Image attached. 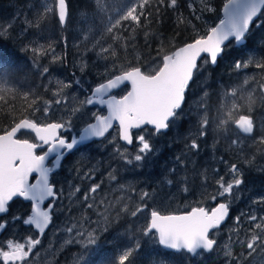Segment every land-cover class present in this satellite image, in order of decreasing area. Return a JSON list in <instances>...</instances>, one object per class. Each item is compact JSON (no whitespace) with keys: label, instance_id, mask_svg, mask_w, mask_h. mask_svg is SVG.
I'll return each mask as SVG.
<instances>
[{"label":"snow or ice","instance_id":"1","mask_svg":"<svg viewBox=\"0 0 264 264\" xmlns=\"http://www.w3.org/2000/svg\"><path fill=\"white\" fill-rule=\"evenodd\" d=\"M204 3L203 9H193L191 3L187 4L193 18L200 19L203 12L214 11L209 5V0H204ZM113 8H115L114 15H109ZM161 8H169L179 13L180 0H138L135 3L128 0V3L120 5L107 0H94L93 23L88 25L86 31H82L81 42L84 43L87 51L94 53L97 60L105 62L101 80L92 89L90 96L79 101H73L67 94L61 96L60 93L66 88H71L72 84L57 80L56 83L61 86L60 92H54L52 100L41 101L49 107L53 103L63 105L68 108L69 116L81 119L85 115L84 109L87 106L100 105L106 108L107 115L91 113V119L96 122L85 120L86 126L83 127L78 139H69L60 135V131L65 129L66 125L71 126L70 119L47 124H38L26 116L17 119L14 115L16 109L12 103L17 97L28 102L26 110L32 111L40 110L39 107H35L40 97L35 96L31 90L21 92L18 87L19 81L12 78L6 67H0V112L11 120L8 129L0 132V216L9 212L14 198L33 202L31 214L27 218L13 215L10 221L0 219V233L8 228L10 222L14 225L19 220L26 226H34L38 234H43L52 217L51 208L42 210L40 205L46 199L56 196L55 186L49 182V176L54 168L48 166L46 162L51 159L55 167L59 168L65 151L70 153L93 138L105 137L113 128L114 122L118 125L119 139L127 145H132L134 142L133 129L151 126L152 133L147 137L141 133L135 136L139 147L134 160L143 161L153 150L150 143L151 135L167 131L171 124L183 114L186 93L201 67L205 64L215 65L223 56L227 44L233 40L247 47L251 28L259 27L264 21V0H226L223 4L224 18L220 19L216 26L210 27L205 34L194 37L192 42L185 43L171 54L160 55L163 45L158 40L161 48L157 49L158 63H155L154 58L155 67L149 65L142 68L140 62L129 63L126 69L117 66V50L126 52L131 48L135 51L138 31L144 33L146 45L150 43V37L155 38L150 33L149 26L152 19L159 16ZM49 15H54L57 23L63 28L70 17L69 0H53L52 6H45L43 12L35 19L30 20L25 17L23 31L27 32L30 28L42 31L41 26ZM13 27V21L0 25V33L7 34ZM24 50L32 53L33 66L41 76L50 71L49 66L40 63L42 59L46 58L52 64H62L65 59L64 55L56 52L51 42L45 44L40 43L39 40H29ZM109 61H111V67L108 66ZM250 65L264 73V58L255 61L252 57L244 61L236 60L233 68L237 73H245ZM86 67L87 63L84 62L80 70L83 71ZM76 83L79 84V81ZM243 83L247 84L248 79H245ZM125 84L130 86L126 94L119 97L113 94L114 90ZM259 87L260 97L264 102V83H260ZM237 91V88H233L229 95L236 97ZM30 95L34 96L31 101H29ZM240 98L245 101L250 113L255 103L253 92H248ZM199 107L202 115L197 121L195 135L186 145L187 150L193 154H198L200 151L201 145L198 140L206 138L211 130L207 105L202 103ZM238 110L239 106L233 101L224 117L230 118L232 113ZM44 111L47 113L48 107ZM224 117L216 124L215 130L224 133L235 160L229 162L221 156L219 159L226 166L227 179L225 175H218L212 192H208L205 188L201 194L207 195L212 201L220 199L221 202L211 210L197 206L183 214L163 215L157 210H151L147 224L135 230L126 222L125 232L128 233L126 243L118 246L116 253L110 258V264H137V257L142 249L141 239L144 237H154L156 243L163 248L184 254L185 261L188 256L203 259L205 254H211L217 250L222 251L225 258L224 264H252V259L257 256V253L260 257H264V214L258 216L255 211H251L236 216L234 218L236 228L229 234L230 243L223 249L215 238L213 230H219L230 214L227 198L233 195L234 189H238L244 183L242 165H252L258 158L264 160V132L252 135L255 127L253 116L240 115L238 119L232 121ZM230 122L239 133L244 134V139H241L239 135L228 137L227 126ZM260 127L264 129V119L260 121ZM24 131L34 133L36 142L18 138V134ZM41 149L42 152L38 154V150ZM117 151L119 152V149ZM176 160L182 167L184 166V161L180 157H176ZM260 170L264 171V166ZM215 171L219 173L220 169L217 168ZM200 177L203 181H207L204 173H201ZM30 178L34 182H30ZM88 178L92 177L88 175ZM110 178L116 179L111 174ZM101 183L92 184L88 192L84 194L85 201H89L90 198L92 200L87 203V208H93L95 198L91 197V194L98 192ZM184 190L187 191L188 188L185 187ZM76 191L78 192L79 188H76ZM147 198H150V193L142 192L141 201ZM115 203H120V200ZM253 203L264 205V197L257 198ZM100 205H104V211L96 212L99 217L97 221L82 217L67 227L66 231L73 233L69 243L78 244L88 250L98 244L100 235L108 231L110 223H118L122 215L135 218L147 208L146 204H141L134 210H129L125 203L112 215L111 209L114 208V202L109 201L105 205L104 200H101L96 207ZM109 216L112 217L111 220ZM25 239L27 243L13 242L10 239L0 242V264H32L28 258L32 255L33 249L40 245L41 240L33 239L31 236ZM258 264H264V258H258Z\"/></svg>","mask_w":264,"mask_h":264},{"label":"rangeland","instance_id":"2","mask_svg":"<svg viewBox=\"0 0 264 264\" xmlns=\"http://www.w3.org/2000/svg\"><path fill=\"white\" fill-rule=\"evenodd\" d=\"M8 1L11 3L10 5L4 7H1L0 5V25L13 21L14 24L17 23L18 30L16 37H14L15 35L13 36L10 34L5 38V41L10 40L11 43L20 41V46H23V52L27 54L29 61L32 63L33 55L30 51H25L24 46L29 42V40H39L40 43L44 42H41V36L38 33V30H33L34 33L23 31L25 27L23 25V17L28 18V14L24 12L23 15L21 11L17 10L16 5L19 0ZM38 1L39 6H37L40 10L37 12H39V14L43 12L45 6H52L53 4V0ZM71 2L72 1L69 0V20L71 19L73 24L72 28L69 29V32H73L74 30V33L69 37L72 38V40H66V44H64L65 51H67L64 55V62L62 64H52L48 59H42L40 63L49 66L50 71L44 76L38 74V76L41 77V80H39L36 84H31L35 87V93L38 95L39 92L42 94H46L48 92L51 93L50 96H47V100L53 99L52 94L54 92H60L61 86L56 83L57 80L72 84L71 88H66L62 93H60L61 96L67 94L73 101L83 100L86 96L91 95L92 89L101 80L105 70V62L97 60L94 53L92 51H87L84 43L81 42L82 31H86L88 25L93 23L92 16L94 0H73V12ZM83 2L89 10L88 13L82 9L85 8V5H82ZM107 2H113L120 5L128 3V0H107ZM131 2L135 3L138 2V0H131ZM200 2L204 3V0H192V5ZM12 9H14V11L11 12ZM26 9L29 8L27 7ZM114 13L115 8H113L108 14L114 15ZM52 17L53 15H49L47 19ZM72 17L75 18L74 21L72 20ZM68 23L64 27H66ZM206 24L207 23L205 21L200 22V25H204V28L208 29L210 26L205 27ZM93 28H95V25H93ZM47 34L48 33H46V35ZM46 43L48 42H45V44ZM51 43L53 44V42ZM53 46L55 47L56 52L59 53V51H57L58 48L54 44ZM88 47L90 48L91 45L89 44ZM251 57L254 61L264 58L259 56ZM92 58L93 61H91ZM84 62L87 63V67L85 70L81 71L80 66ZM34 69L37 71L36 68ZM234 79L235 80L231 83L230 88L227 89L224 99L219 100V104L217 102H210V100H208L207 97L205 98L204 95L190 100L188 103L189 105L187 104V107L183 109V114L175 121V123L171 125L170 138L165 137V135L152 134L150 137V143L152 144L153 150L151 153L146 155L143 161L137 162L134 160V156L137 154L139 147L135 141V136L137 133H141L145 134L147 137L148 134L152 133V131L144 129L143 131L135 133L134 146L128 147L127 145L125 146L121 143L118 135V128L115 129V131L111 133L110 137L104 141L105 144L94 146L89 145L65 160L61 170L63 172L54 177L61 194V199L56 203L55 207L54 215H56V218L54 220V225L47 235L41 240L40 245H37L33 249L32 255L28 258L32 261V264H88L96 257L97 254H99L102 250H105L109 246V242H102V240H104V235L107 232L100 235L96 246L85 250L78 244L69 243V241L72 240L73 233H68L66 231L67 227L70 226L71 223L79 221L82 217H88L91 218L92 221H97L99 217L96 215V212L104 211V205H100L98 208L96 207L101 200H104L105 205H107L109 201L114 202V208L111 209L112 215H114L115 211L125 203L129 208L134 209L141 204H146L147 208H145L143 212L139 213L136 219L132 222L134 230L136 228H142L145 224H147L149 220V216H147L148 210L150 208L153 209L157 205L162 207L161 210H158L161 213L167 212L168 210L166 208L168 206L175 212H181L183 209L188 210L189 207L193 205L199 206L192 201V194L189 190L190 183L196 178H201L200 174L204 173L207 176V186H209L211 180H216L218 175H221L226 170L225 164L222 163L219 158L222 156L224 160L229 162L234 160V155L232 151L229 150L224 133L215 130L216 124L231 108L233 101L239 106V108L241 106L242 108L238 111H234L230 118H224H228L230 121L238 119L239 111L243 112V114H249L245 101L240 98L248 92H253L255 97V103L252 107H257L262 102L259 85L260 83H264V73H261L260 70L255 69L250 65L245 73H237L236 71ZM245 79H248L247 84L243 83ZM76 81H79V84H77ZM19 85L29 86L25 80H19ZM233 88L238 89L236 97L229 95ZM128 90L130 89L124 88L120 90L118 94L122 96L126 94ZM202 103L206 104L208 107L207 115L210 121L211 130L209 131V134H211V138L208 141L209 145L207 147L206 140L208 136L198 141L203 144L202 151L207 154L206 161L212 162V165L209 168L201 167L198 170L197 157L192 153L183 152L182 148L181 151L174 150L172 154L166 155L163 153V147L167 143L174 145L182 144L184 142H187L188 144L190 142L191 137L195 135L196 131H190L181 136L178 133V127L184 119L193 117L195 118L194 124L197 126V121L202 115L199 107ZM46 107H48L47 113L44 111ZM39 109V111L32 112L40 113L41 121H37L38 124L63 122L69 119L71 120V126L69 127L66 125V128L63 130V136L66 138L78 135L83 127L86 126L85 120L93 122L94 119H91V113L95 112L101 115L105 114V111L87 106L84 109L85 115L81 119L69 116L67 107L63 105H56L54 103L50 107L46 104L44 107H39ZM219 110L221 113L218 115ZM262 119H264V115L262 118L254 119L255 135H259L261 132H264V129H261L260 127V121ZM227 127L229 138H232L234 135H239L241 139L245 138L235 129L231 122ZM19 138H25L32 141L29 138L28 133L24 132L20 134ZM117 149H119V152ZM104 153H106V155H103ZM155 156H158V162H163L162 165H159V163L154 161ZM95 157L100 160L101 165L97 161L93 160ZM176 157H180L181 160L184 161L183 167L177 162ZM129 160L132 162L129 163ZM262 166H264V160L261 164H257L252 172L255 173V175L264 176V171L260 170ZM107 168L109 169V175L105 176ZM217 168L220 169L219 173L215 171ZM173 169H175V171H172ZM86 174L90 175L92 178H88V175ZM110 174L114 175L116 179L112 180L110 178ZM126 174L129 175V180L125 182L126 187L121 186L119 183L116 184L119 176ZM256 177L257 176H255L253 180L246 179L248 184L247 187H240L236 190L234 189L233 195L227 198L228 203L232 201L230 204L234 208L236 216H240L241 213H248L251 211H255L258 216L264 214V205L253 203V201L257 198L264 197V190H262L264 178ZM225 178L227 179V175H225ZM136 180L137 186L142 184V188L138 190L136 187L135 192H133L132 188L135 185ZM168 181H172V183H168ZM100 182H102L101 188L97 193L91 194V197L95 198V204L92 209H89L87 208V203L92 202V200L90 198L89 201H85L83 198L84 194L88 192L92 184ZM108 182L115 185L112 193L109 189H105L103 187V184H106V186L109 187ZM147 185H149L154 192L148 188ZM185 187L188 188L187 191L184 190ZM76 188H79L78 192L76 191ZM201 188L202 186L196 185L193 187L192 191H196L199 196H202L201 194L205 189L202 190ZM144 191H148L150 193V198L141 201L140 195ZM244 192L247 195L246 198L242 195ZM135 193L140 199V202L137 205L136 201H134L135 199L132 197V195L135 196ZM205 197L208 198L207 195H205L204 198ZM117 200H120V203H115ZM212 202L217 205V203H220L221 200L217 199ZM21 206L23 205L18 207L20 210H22ZM204 207L208 208L207 206ZM12 216L13 215L11 214L9 218L11 219ZM128 217L129 216L122 215L120 217V221L115 224L119 225L125 223V219ZM111 218L112 217L109 216L110 220ZM232 223L233 225L229 229L226 227L223 232H215V238L218 240L221 249L230 243L228 239L229 234L236 228L234 219L232 220ZM92 226L94 227L95 225L93 224ZM124 235H128V233L125 232V229L123 230L122 235H120L123 237L122 245L126 243L127 236ZM28 236H31L33 239L37 238L36 236H33L31 231H24L22 229L19 230L16 224H14L11 226L6 240L10 239L13 242L27 243L25 238ZM141 243L142 249L139 255L148 253L150 250H154L155 247H159L162 250L160 245L156 243L154 237H144L141 239ZM103 246L106 248H103ZM5 249L8 250L7 248ZM36 253H38V255ZM184 257L185 255H180L178 261H176V258L170 257L167 259H158L157 261L151 258L150 264H224L225 261L221 250H217L211 254H205L203 259L200 257L191 258L190 256L192 259L191 262H185L183 260ZM258 258L264 257H260V254L257 253V256L252 259V264H258Z\"/></svg>","mask_w":264,"mask_h":264},{"label":"trees","instance_id":"3","mask_svg":"<svg viewBox=\"0 0 264 264\" xmlns=\"http://www.w3.org/2000/svg\"><path fill=\"white\" fill-rule=\"evenodd\" d=\"M44 1V0H43ZM72 12H73V0H71ZM16 8L18 11H21L24 15L26 12L28 15V19H35V17L39 14L37 12L40 10L39 1L38 0H19L17 2ZM86 3V1H85ZM191 3L192 0H180L181 10L179 13L174 12L169 8H161L160 14L157 17L152 19V23L149 26V31L152 33L155 38L150 37V43L148 45L145 44L144 41V33L142 31H138L136 33V49L133 51L131 48L128 51L117 50V59L116 64L122 68H127L129 63H137L140 62L142 68H146L149 65L155 67V63H158L159 57L157 56V49L161 48V43L163 45L160 55L171 54L175 49L182 47L185 43L192 42L193 38L197 35H203L205 32L212 26H216L221 19V12L223 9V4L226 3V0H209V5L214 11H206L201 14L200 19H195L191 16L187 4ZM201 3V2H200ZM198 3L192 5L193 9H203L205 7V3ZM11 3L8 0H0L1 7L8 6ZM38 5V6H37ZM84 6V2L82 3ZM89 6V5H88ZM29 9H26V8ZM85 12H89L88 8L85 5ZM24 10V11H23ZM14 9L11 10V12ZM182 14V16H181ZM25 20V17H23ZM74 17L72 20L74 21ZM23 20V25L25 26ZM157 21H159L157 23ZM186 21V22H185ZM201 21H205L207 24L205 27L210 26L208 29L204 28V25H200ZM17 22V19H16ZM126 23V22H125ZM73 22L71 19L66 27L61 28V26L57 23L56 18L53 17L46 20L44 24H42V31L38 30V33L41 36V42H53V44L58 48L57 51L59 53L65 55L67 51H65V39L71 41L72 38H69L73 32H69V29L72 28ZM17 23L14 24V27L9 30L8 34H0V67H6L8 71L11 73L12 78L14 80H25L29 86L19 85L18 87L21 92L31 90L35 96L40 97V101L37 102L35 107H44L46 104L41 101H48L47 96H50L51 93L42 94L39 92V95L35 93V87L31 84H36L41 80V77L38 76L37 71L34 69L32 63L29 61L27 54L23 52V46L20 41H16L11 43L10 40L5 41V38L12 34L16 37L17 33ZM30 28L28 32L34 33ZM45 33V34H44ZM46 33H48L46 35ZM52 39V40H50ZM161 43H158L157 41ZM247 47L243 46L241 48H236L233 43L229 44L224 51L223 57L219 60L217 67L213 68L211 64H205L201 67L200 72L194 77V81L189 88V93L187 94V99L185 103V107L190 100L195 99L201 95L207 97L210 102H215L214 100H221L225 97L227 89L230 88L231 83L235 80L236 70L233 68V64L236 60L244 61L249 58V56H259L264 57V21L261 22L259 27H252L247 40ZM155 58V63H154ZM93 61V58L91 59ZM108 66L111 67V61L107 62ZM206 94V95H205ZM34 99V96H29V101ZM15 106L16 111L14 115L17 119L22 117H27L29 119L35 120L36 122H40V113L34 112L31 109L26 110V105L28 102L17 97L15 101L12 102ZM189 105V104H188ZM253 108V107H252ZM35 115V116H34ZM254 119H258L256 114L252 115ZM190 119H184L181 122V125L178 127L179 135H183L184 133H188L190 131H196V127L193 128L192 122L195 120L193 117L192 121ZM11 123L10 118L6 117L3 112H0V132L3 130H7ZM191 132V133H192ZM31 140H35L34 136L28 134ZM165 137L170 138L171 132L167 133ZM201 145L200 151L198 154H193L197 157L198 165L204 161V152L202 142H199ZM187 142L182 144H171L167 143L163 147V153L168 155L172 154L174 150L181 151L183 148V152H189L186 148ZM191 153V152H190ZM103 155H106L104 153ZM158 155V154H157ZM93 160L97 161L100 165V160L95 157ZM154 161L162 165V161L158 162V156H155ZM115 162V161H114ZM204 168L203 166H201ZM201 167H198L199 170ZM109 175V169L107 168L105 176ZM129 180V175H120L119 179L116 181V184H120L123 187H126V181ZM215 180V179H214ZM214 180H211L210 185L207 186V182L203 181L201 178H198L197 181L190 183L189 190L192 194V201L199 206H207L208 198H204L205 195L199 196L196 191H192L193 187L196 185L202 186V190L207 188L209 192H212L214 187ZM109 183V182H108ZM107 183V184H108ZM148 188L149 185H147ZM105 189H109L111 193L114 190L115 185L109 183V187L106 184H103ZM137 189L142 188V184L137 186V180L135 181V185L132 188V191L135 192ZM152 190V189H151ZM153 191V190H152ZM205 191V190H204ZM154 192V191H153ZM132 197L136 201V205L140 202L139 196L132 195ZM212 202L209 203L211 205ZM23 205V204H21ZM192 207H197V205H193L189 207L188 210L183 209L181 212H175L170 209L171 207H167L168 210L165 213H161L163 215L168 214H181L188 212ZM133 210L134 208H129ZM162 207L160 205L155 206L153 209H149L147 212V216L150 217L151 210H161ZM56 218V216H55ZM136 219L129 216L125 219V223L116 225L115 223H110L108 225V231L104 235V240L102 242H109V246L105 250H102L96 257L90 261V264H110V258L116 253L118 246L122 245L123 237L120 236L125 229V224L131 223L133 227V220ZM119 226V227H118ZM127 236V235H124ZM171 257L170 253H167L161 250L159 247H155L154 250H150L148 253L141 254L137 257V264H150V259H167ZM185 261V260H184ZM186 262V261H185Z\"/></svg>","mask_w":264,"mask_h":264},{"label":"flooded vegetation","instance_id":"4","mask_svg":"<svg viewBox=\"0 0 264 264\" xmlns=\"http://www.w3.org/2000/svg\"><path fill=\"white\" fill-rule=\"evenodd\" d=\"M189 93V92H188ZM224 99V98H223ZM223 99H221V100H223ZM215 102H217L218 104H219V100H215ZM213 103V102H212ZM242 108V106L239 108V109H241ZM247 108V107H246ZM248 109V108H247ZM210 112H212V111H210ZM221 113V111L219 110V112H218V115ZM249 114H251V115H254V114H256V116L258 117V118H262V116L264 115V102H261L260 103V105L259 106H257V107H253L252 108V110H251V112L249 113ZM238 115L240 116V115H246V114H243V112H241V111H239V113H238ZM188 119H190L189 121H192L193 120V118H188ZM192 126H193V128H195L196 127V125L194 124V121L192 122ZM236 129V128H235ZM237 130V129H236ZM238 131V130H237ZM241 134V133H240ZM242 136H244V134H241ZM252 135H255V127H254V131H253V133H252ZM62 136V135H61ZM245 137V136H244ZM211 138V134H209L208 135V138H207V140H206V147L209 145V139ZM220 141V140H219ZM219 141H217V142H219ZM216 142V143H217ZM41 153V150H38V154H40ZM206 159H207V154L205 153L204 154V161L203 162H201L198 166H197V168L198 167H201V166H203L204 168H209L211 165H212V162H207L206 161ZM234 160H235V157H234ZM233 160V161H234ZM263 162V160H260L259 158L257 159V161L255 162V163H253L252 165H247V164H243L242 165V168H243V173H244V175H243V179H244V183L242 184V185H240V187H244V188H246L247 187V182H246V179H248V180H253L254 178H255V176H257L256 178H264V176H259V175H255V173H253L252 171H253V169H254V167L257 165V164H261ZM53 164V162H49V164H48V166H50V165H52ZM221 175H227V173H226V170L221 174ZM198 180V178H196V179H194L192 182H194V181H197ZM31 182H34V180L32 179L31 180ZM51 184H53L54 186H55V191L57 192V194L60 196V199H61V194H60V192H59V189H58V185L56 184V182H55V180H54V177H53V179H52V183ZM239 187V188H240ZM236 190V189H235ZM262 190H264V185H262ZM242 195H243V197H245L246 198V193L244 192V193H242ZM59 199V200H60ZM58 200V201H59ZM57 201V202H58ZM56 202V203H57ZM210 202H212V200H210L209 199V201H208V205L207 206H209V203ZM232 202V201H231ZM230 202V203H231ZM56 203H55V207H56ZM229 203V204H230ZM21 204H23V206H21L22 207V210H20L18 207L21 205ZM212 204H214L213 202H212ZM218 204V203H217ZM50 205V203H47L45 206H44V208L46 209L48 206ZM212 206H216V205H212ZM206 208V207H205ZM213 207H208V208H206V209H208V210H211ZM31 209H32V204L31 203H29V204H27V203H24V202H22V201H14L13 203H11L10 204V210H9V214L6 216V217H0V219H7V220H9L10 221V218H9V216L12 214V215H20V216H22L23 218H27V216L28 215H30L31 214ZM191 210V209H190ZM189 210V211H190ZM54 213H55V209H54V211H53V213H52V226L54 225V218H55V215H54ZM181 214H183V213H181ZM235 216H236V213H235V210H234V208L231 206V204H230V214H229V216H228V219H227V221L225 222V224L219 229V230H216V231H214V232H218V231H224V228H226V227H228V229L233 225V223H232V220L235 218ZM15 224H16V226L19 228V230H24V231H31L32 232V234H33V236H36L37 238H39L40 240H42L46 235H44L43 237H41L40 236V234H38L36 231H34V229L32 228V227H28V226H26V225H24V224H22L21 223V221H19V220H17L16 222H15ZM13 224L10 222L9 223V225H8V228L0 235V242H4V241H6V237H7V234H8V232H9V230H10V228H11V226H12ZM51 226V227H52ZM222 234H224V233H222ZM6 250V249H5ZM180 255H184V254H175V253H171V257L170 258H176V261H178L179 260V256ZM183 260H185V257H184V259ZM192 261V259L190 258V256H188L187 257V261L186 262H191ZM88 264H90V262L88 263Z\"/></svg>","mask_w":264,"mask_h":264},{"label":"water","instance_id":"5","mask_svg":"<svg viewBox=\"0 0 264 264\" xmlns=\"http://www.w3.org/2000/svg\"><path fill=\"white\" fill-rule=\"evenodd\" d=\"M221 17H222V19L224 18V12H223V9H222V13H221ZM249 35V34H248ZM234 43V45H235V47L236 48H241V47H243L244 45L243 44H237L234 40L233 41H231V42H229L228 44H227V46L230 44V43ZM223 57V56H222ZM221 57V58H222ZM221 58H219L218 59V62H219V60L221 59ZM218 62L215 64V65H211L213 68H215V67H217V65H218ZM198 63H199V61H198ZM194 81V80H193ZM192 84V83H191ZM190 84V85H191ZM123 87H129V89H130V86L128 85V84H125L124 86H122L121 88H119V89H117V90H114V93L115 92H117V91H119L120 89H122ZM190 87V86H189ZM91 107H99V108H101V109H104V107H102V106H100V105H91ZM96 121H94L93 123H95ZM117 124L114 122V124H113V128L112 129H110L109 130V133L111 132V131H113V129L115 128V126H116ZM118 126V125H117ZM145 127H147V126H145ZM150 128H151V126H149ZM152 129V128H151ZM134 131H137V130H141V129H133ZM169 130V129H168ZM167 130V131H168ZM63 131V129L60 131V134H61V132ZM167 131H165V132H161V133H166ZM24 132H27V133H30V134H32V135H34V137H35V134L34 133H32V132H30V131H24ZM82 133V130H81V132H80V134ZM109 133H107L106 134V136L105 137H103V138H93L91 141H88V142H86L85 144H82V145H80L79 146V148L80 147H82V146H85V145H89V144H91V143H93L95 140L96 141H101L102 139H104V138H106L108 135H109ZM79 134V135H80ZM19 135V134H18ZM79 135H78V138H79ZM73 138H75V137H73ZM77 138V139H78ZM121 142L123 143V144H125V145H127L124 141H122L121 140ZM133 145V144H132ZM132 145H127L128 147H132ZM77 149H74V150H72L70 153L69 152H67V151H65V153H64V157H62V159H61V164H62V162L70 155V154H72V153H74L75 151H76ZM51 160V159H50ZM49 160V161H50ZM49 161L48 162H46L47 163V165L49 164ZM60 164V165H61ZM54 171L50 174V176H49V182H51V175L52 174H54V173H56L59 169H60V167L59 168H56L55 167V165H54ZM34 176H35V174H34ZM31 178H30V182H31ZM58 198H59V196L56 194V196L55 197H53V198H48V199H46L41 205H40V207H41V209L42 210H48L49 208H51V217H52V211H53V209H54V203L52 202L50 205H49V207L47 208V209H44V205L47 203V202H51V201H57L58 200ZM17 200H20V201H23L24 203H27V204H29V203H31L32 204V206H33V202H30V201H26V200H23L22 198H14V200H13V202L14 201H17ZM13 202H11V203H13ZM9 214V212L7 213V214H4L3 216H0V217H6L7 215ZM228 219V218H227ZM227 219L224 221V223L221 225V227L225 224V222L227 221ZM28 227H32L33 229H34V231H36L37 233H38V230H36L35 229V227L34 226H28ZM50 227H51V222H50V224H49V226L45 229V231H44V233L43 234H40V236L41 237H43L47 232H48V230L50 229ZM220 227V228H221ZM213 231H216V230H213ZM3 233V232H2ZM2 233H0V235L2 234ZM165 252H168V253H175L174 251H172V250H169V249H165V248H163L162 246H160ZM194 258V257H193Z\"/></svg>","mask_w":264,"mask_h":264}]
</instances>
